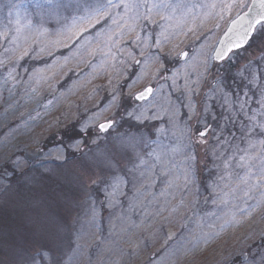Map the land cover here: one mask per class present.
I'll list each match as a JSON object with an SVG mask.
<instances>
[{
	"label": "rangeland",
	"instance_id": "374dc122",
	"mask_svg": "<svg viewBox=\"0 0 264 264\" xmlns=\"http://www.w3.org/2000/svg\"><path fill=\"white\" fill-rule=\"evenodd\" d=\"M250 3L0 0V264H261L264 21L213 59Z\"/></svg>",
	"mask_w": 264,
	"mask_h": 264
},
{
	"label": "water",
	"instance_id": "95a60500",
	"mask_svg": "<svg viewBox=\"0 0 264 264\" xmlns=\"http://www.w3.org/2000/svg\"><path fill=\"white\" fill-rule=\"evenodd\" d=\"M261 4H264V0H252L248 9L243 13L236 16L228 25L227 29L225 30L224 34L220 38L217 47L214 52V59L216 61H221L225 59L232 50L240 48L244 46L253 35L254 31L258 27V25L264 21V16L261 15L262 9ZM259 21V23H257ZM237 44L239 45L237 47ZM231 47L230 52H226L225 58L221 59L217 56V53L220 52L222 49H226ZM151 88L153 92V87L148 86L139 93L135 95V99L137 101H143L150 97V95L145 94L143 99H137V97L141 93H145L146 89ZM111 125V122L103 123V125ZM101 128V127H100ZM108 128V127H107ZM106 128V129H107Z\"/></svg>",
	"mask_w": 264,
	"mask_h": 264
},
{
	"label": "snow or ice",
	"instance_id": "6c2138e0",
	"mask_svg": "<svg viewBox=\"0 0 264 264\" xmlns=\"http://www.w3.org/2000/svg\"><path fill=\"white\" fill-rule=\"evenodd\" d=\"M125 7H129V5H125ZM261 15L264 16V4H261ZM257 23H259V21H257ZM239 45L237 44V47ZM231 51V47H228L226 49H222L220 52L217 53V56L221 59L225 58V54L226 52H230ZM152 93V89L148 88L146 89L145 93H141L137 99H143L145 97V94L150 95ZM241 108H243V104L241 105ZM102 130H106L107 127H111V125H101L100 126ZM254 127H258L260 130V134L264 135V124H260V125H256ZM199 135L201 137H206L207 133L205 131H201L199 133ZM261 145L264 146V141H261ZM241 159H247L246 157H242ZM259 159L260 160V164L259 166L255 165V160ZM242 167H247L248 168V172L246 173V178L242 181L243 183L247 184L248 180L250 178L253 177V175L256 177L257 183L258 184H264V148H262V151L255 156L252 160H250L246 165H241ZM225 167H227V164L225 165ZM253 167L257 168V171L255 173H252L251 169ZM261 264H264V258L261 259Z\"/></svg>",
	"mask_w": 264,
	"mask_h": 264
}]
</instances>
